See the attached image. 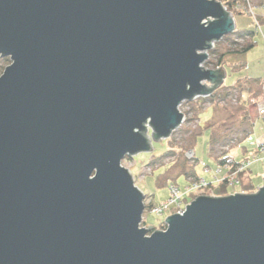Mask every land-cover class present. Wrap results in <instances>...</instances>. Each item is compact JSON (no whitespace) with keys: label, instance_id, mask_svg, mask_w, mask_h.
I'll use <instances>...</instances> for the list:
<instances>
[{"label":"water","instance_id":"obj_1","mask_svg":"<svg viewBox=\"0 0 264 264\" xmlns=\"http://www.w3.org/2000/svg\"><path fill=\"white\" fill-rule=\"evenodd\" d=\"M235 29L217 0H0V264H264V185L154 231L121 166L222 85Z\"/></svg>","mask_w":264,"mask_h":264},{"label":"rangeland","instance_id":"obj_2","mask_svg":"<svg viewBox=\"0 0 264 264\" xmlns=\"http://www.w3.org/2000/svg\"><path fill=\"white\" fill-rule=\"evenodd\" d=\"M250 5L254 16L248 13V11L243 14L233 12L234 21L236 30L256 32L254 36L256 45L244 56L233 57L231 54H228L225 57V78L222 83L223 86L219 90L220 98L225 96V99L217 103L215 100L214 103L216 106L214 103L208 101V99H199L193 103V107L196 109V106L199 104V111H201V113L196 115L195 109L193 108L192 110V116L195 120L197 119L196 122L186 123L180 128H177L168 139H160L157 141L152 139L151 150L149 152L139 153L133 157L126 156L121 161V166L128 169L132 174L134 184L141 190L144 196L147 197L146 199L151 200L155 205L163 203L169 197V183L176 184L181 190H184L189 183V177L187 178L183 173L180 174V169L182 171V167L172 166L175 155L179 157L186 171L193 172L199 178H203L207 182H212L214 177L213 173L219 168L214 160L215 156L230 150L229 156L236 159L237 162L246 160L254 152L255 141L264 136V121L263 118L259 116L258 111V103L263 97L261 94L257 103L248 105L252 132L241 144L236 146V143L243 137V131L246 126V124L242 122V117L244 112L243 102L248 98V95L242 97V100L244 99L242 102V100L238 98L236 91L230 87H232L237 80L243 78L252 80V82L255 80L264 81V25L261 24L260 29H257L254 23L256 19L255 15L257 17L264 16V5L261 6L259 3L252 1H250ZM228 36V39H221L219 42L214 43V49H216L215 54L210 50L207 52L208 58L202 64L204 68L215 70L216 66H218V58L221 53H228L239 48L238 45L240 44L235 45L232 43L234 40L233 35L231 34ZM4 59H7V61H4ZM240 60L242 64L239 63ZM235 62L237 66L233 67L232 64ZM10 63L11 61L8 58H0V76ZM211 132L215 140L210 144L209 149L208 142ZM149 134L151 135L150 132ZM195 134L198 135L195 136ZM189 149L194 151L196 160L202 161L208 167V172L195 162L188 161L185 158L184 153ZM170 150L174 152V155L164 158L161 157ZM154 161H156L157 165L149 166L150 162ZM167 169L166 177H169V179L166 178L163 183H158L157 179L164 174ZM246 169L250 171L252 183L257 189L264 185V157L257 159L256 162H252ZM222 171V173L225 172L224 169H222ZM221 175L223 174H217V177L220 178ZM174 177L175 180H172ZM213 186L212 193L208 192L207 194L203 193L193 196L208 195L220 197L218 196L219 193L222 192L220 190V185L216 183ZM239 186L240 183L234 188L225 186V193L228 192L226 195H230L234 192L243 193L240 191ZM170 212L171 211H168L166 215L170 216ZM165 218V215L157 216L152 212L144 210L142 221L145 222L146 226L141 222L140 227L163 231L159 226Z\"/></svg>","mask_w":264,"mask_h":264},{"label":"trees","instance_id":"obj_3","mask_svg":"<svg viewBox=\"0 0 264 264\" xmlns=\"http://www.w3.org/2000/svg\"><path fill=\"white\" fill-rule=\"evenodd\" d=\"M247 1L248 3L250 4V1L252 2H257L259 3L261 6L264 5V0H219V2L225 6L227 8V11L232 13L233 17H234V14L233 12H236L238 14H243V13H246L243 9V7L245 5H247ZM236 6H238L240 8V10H236ZM253 12V11H252ZM256 22L260 23V25H264V16H256ZM255 20H254V23H255ZM256 32H251V31H238L235 29V31L232 33L233 37L234 38H237V39H242L243 42L242 43H238V42H235V41H232V43H234L235 45L237 44H240L238 45V49H235L231 52H228V53H221L219 55V58H218V66H223L225 67V57L228 55V54H231L233 57H241V56H244L249 50H251L255 45V40H254V36H255ZM229 36H225L223 39H228ZM236 47V46H235ZM213 54H215L216 52V49H213L211 51ZM4 61H7V59H4ZM240 64H242V61L240 60L239 62ZM233 67H236L237 64L236 62L232 64ZM264 83L263 80H255L252 82V80H247L246 78H243V79H239L235 82V84L230 87L231 89H233L234 91H236L237 95H238V98L242 100V97L244 95H248V98L244 101V99L242 100L243 104H244V107H243V117H242V122L246 124L245 126V130L243 131V137L236 143V146L241 144L243 142L244 139H246V137L250 136L251 132H252V123H251V120L249 118V114H248V105L250 104H254V103H257L260 99V95H261V86L262 84ZM223 85H221L217 90H215L209 97L208 101L214 103V101L216 100V103L218 101H223L225 99V96H223V98H220V95H219V90L222 88ZM225 95H228V94H225ZM214 105L216 106V104L214 103ZM192 110H193V103H192ZM195 109V108H194ZM200 110V106L198 104V106H196V115H199L201 113ZM225 110L227 111V109L225 108ZM199 117V116H198ZM263 118V121H264V115L263 116H260ZM199 134V133H198ZM197 134V135H198ZM195 134V136H197ZM194 136V137H195ZM214 135L212 134L211 132V135H210V139H209V142H208V145H209V149H210V144L213 143L214 141ZM210 152V151H209ZM229 152L230 150L228 151H224L222 152L221 154L217 155L214 157V160L215 162L217 163L218 166H229L231 167L232 169L239 163L236 161V159L232 158L229 156ZM244 152V151H243ZM245 153V152H244ZM174 155V152L172 150L164 153L161 157L164 158V157H167V156H172ZM161 159V158H160ZM195 160H196V157H195ZM156 161L154 162H150L149 166H156ZM172 166L174 167H182V171L180 169V174L183 173L186 175V177L188 178H194V179H197V175L194 174L193 172H190V171H186L185 169V166L183 167V164L180 162L179 160V157L178 156H174V160L172 162ZM168 169L165 171L164 174H162L158 179V183H163L164 180H166V178L169 179V177H166V173H167ZM172 180H175V177L172 178ZM238 180H239V183H240V191L243 192L244 194H251V193H254L256 192L257 188L253 185L252 183V177L250 175V171H248V169L242 171L241 173H239L238 175ZM167 184V182H166ZM161 185V184H160ZM221 187V191L219 193L218 196H224L226 194H228V192L225 193V185H220ZM147 198V197H145ZM195 197L194 196H188V197H184L183 199V203L184 205L190 203ZM172 214V211L170 212ZM143 225L146 226L145 222L142 221ZM162 230H164L166 228V225L164 224V221L161 222L160 226ZM154 231H156L157 229H153Z\"/></svg>","mask_w":264,"mask_h":264},{"label":"built area","instance_id":"obj_4","mask_svg":"<svg viewBox=\"0 0 264 264\" xmlns=\"http://www.w3.org/2000/svg\"><path fill=\"white\" fill-rule=\"evenodd\" d=\"M224 8L227 10L225 6ZM235 8L236 10H240L238 6H236ZM242 10H244L245 12L248 11V13L253 15L251 5L248 3V1H247V5H245ZM255 28L260 29V24L256 22V20H255ZM233 41L238 43L243 42L242 39H237V38H234ZM214 43L215 42L212 43V47L210 51L214 49ZM208 51L209 50L205 51L207 55H208L207 53ZM218 68L219 66H216L215 69ZM260 89L263 97L261 101L258 103V111H259V116H263L264 115V83L262 84ZM209 97L210 96L198 97L191 102H186V101L182 102L178 106V111L183 115V119L181 125L178 128H180L182 125L186 123L196 122L197 119L195 120V118L192 116V107H191L192 103L198 101L199 99H209ZM184 156L188 161L195 162L197 165H199L200 167L205 169V171L208 172V167L202 161L195 160V153L192 149L187 150L184 153ZM263 157H264V136L255 141L254 152L248 159L239 162L233 169L229 166H219L217 171L213 173L214 177L212 179V182H207L205 179L199 178L198 176L197 179L188 178L189 183L184 188V190H181L179 186H177L174 183H169V192H170L169 197L159 205H155L152 203L151 200H147L146 198H144V202H143L144 209L145 211L147 210L149 212H152L157 216L165 215V217H167L166 214H168L167 213L168 211H172V214H182L185 207L183 203L184 197L193 196L196 194H203V193L207 194L208 192L212 193V188L214 187L213 185L216 183L218 185H225L226 187H232V188L236 187L239 184V180H238L239 173L244 171L252 162H256L257 159H261ZM222 169H224L225 171L224 173H222L223 172ZM217 174H223V175H221L220 178H218Z\"/></svg>","mask_w":264,"mask_h":264}]
</instances>
